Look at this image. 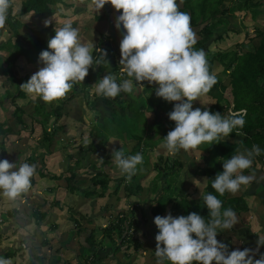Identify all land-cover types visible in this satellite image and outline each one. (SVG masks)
I'll return each instance as SVG.
<instances>
[{
	"label": "trees",
	"instance_id": "1",
	"mask_svg": "<svg viewBox=\"0 0 264 264\" xmlns=\"http://www.w3.org/2000/svg\"><path fill=\"white\" fill-rule=\"evenodd\" d=\"M261 2L262 1L260 0H183V3L181 4L180 0H177V3L180 5V11L190 14L191 27L197 34V43L193 46L194 49L204 50L210 74H214L217 77V83L212 87L210 92L206 94L210 98L208 101H210L211 104H204L198 108H201L202 111L207 109L213 113L218 112L225 118L229 117L231 112H239L241 109H245L246 116L243 129H234L229 136H235L237 133H243L245 135L243 142L247 147L257 144L264 148V24H258L259 20H264V18L259 19L261 11L258 7L263 5ZM19 4L20 7L17 8L18 11L15 14V3H11L5 27L2 28L9 33V37L5 42L0 43V50H8L5 57L0 55V76H4L9 81V84L12 87L14 86V90H6V97H8L11 103L14 104L13 116L16 119V124L14 126L8 125L5 121H0V160L7 159V154L9 153L5 145L4 138L13 134H18L20 129H26L28 131L29 138L32 137L34 144L44 141L47 148V145L50 147L52 144L54 132H61L60 130L62 127V133H64L68 138L69 132H67L66 127L62 122L63 115H67L66 112L62 111L64 110L62 108L63 103L66 100L74 98L76 92H82L85 97H88V92L91 90L92 84L97 83L105 74L113 75L118 84L122 83L123 80L132 79L134 88L139 86L134 78H130L126 75V73H122V66L119 64L121 58L118 61L115 59L116 56L120 55V41L123 38L124 29L121 26V29L117 30L114 24V33H112L113 39L100 33L101 37L92 53L94 63L91 71L93 72L87 75L83 82L75 83L71 91L67 93L69 96L58 100L59 102L56 105L47 103L49 106H45V104L35 101L32 111L30 113L26 112V109L23 106L18 105V102H20L19 100L21 99L28 100L29 102L31 99L26 97V92L20 87V85L26 83L30 79L31 75L28 73L29 69H26L23 74H18L16 71L18 68H23L25 64L31 66L36 63L39 59L41 51H51L48 49L47 42L50 38L54 37L55 30H52L53 21L48 27H45L43 22V25H40V27L37 28V31L34 32L36 35L33 39L22 40L20 39L21 31L26 27V22L22 21L19 16L21 17L22 15L32 13L35 16L41 17L45 14L52 13L53 10L55 11V8L58 5L70 4L67 3L66 0H20ZM239 10H245V14L249 13L251 20L255 24L253 25V31L258 37V43L256 46L247 49L244 44L241 43L238 44L235 49L211 51L209 48L210 42L223 40L225 38L224 35L228 32V30H237L236 27H230L229 24L236 21L234 19L235 12ZM112 12H115L118 15L122 13V10L117 11L112 7V9H110V14ZM59 15L61 17L65 16L61 12H59ZM95 18L98 21L108 18L111 20V16L104 13L96 15ZM45 31H49L46 38L37 35V33H43ZM256 36L254 38H257ZM80 39L83 41L85 38L81 36ZM85 40L88 41L87 38ZM112 40H114V45H117V48L112 46ZM251 40L252 39H249L248 42ZM98 48L107 51L109 65L101 64L100 66H96L95 60L100 57V53L97 51ZM217 67L221 68L220 72L217 70ZM224 76H227L226 80H224ZM143 83L144 87H142V90L137 93V95L133 93L134 91L132 93L122 92L115 98L100 95V97L96 96V98L90 102H87L89 100L85 98V101L90 109L96 108V102H103L102 104L108 105L112 109L119 110V112L115 114V110L112 112L109 110L110 117L106 114L105 115L107 117H105L103 116L104 114L96 108L95 110L97 111L95 113L94 123L96 122V124H99L98 128L100 129L101 135L95 137V131L94 133L90 132V142L84 147L82 145L78 147V154H83L82 158L85 159L88 158L90 154H94L101 160L100 166H97L94 162H89L88 164L89 167H92L95 170L89 178L90 185H87L88 187H82L80 184L74 183L76 171L78 168L82 167V159H78V155L76 157L74 153H72L73 151L68 154V161L70 165L67 164L68 167L65 171V173H68L69 175L65 176L60 174L59 176H50L52 179H60L64 176L63 179L65 180L67 193L72 194L76 192L85 197H89L91 195H104L108 182L111 180L109 173L104 170L106 167L105 165H109V158H111L110 152L106 150L109 138L125 137L127 139L136 140L138 143L130 152L125 151L123 148L125 156L135 155L137 153L144 155L145 148L143 149L141 147L142 143L144 144L143 146L146 144L144 136H147L149 142H151L147 144L150 149H152L156 142L164 140L167 133L174 129L175 122L169 121L168 119L167 121H164L161 118L162 116L159 117L161 120H154L152 125L146 124L145 112L147 109H149L154 115L160 111L168 114L172 111L174 103L176 102H167L162 98L157 97L155 94V88L158 87V85L148 84L147 81ZM227 88H230L231 90V101L224 96V92ZM117 106H119V108H117ZM125 109L127 110V114ZM228 109H230L229 114L226 112ZM26 117L31 119L32 125L35 121L48 122L49 118L53 117L54 125L51 128L42 126L43 128L41 130L36 128L38 132L34 133L35 128L27 125L28 122L26 121ZM103 118L108 119L109 122L103 121ZM115 118L116 126H113L111 122ZM138 122H142L140 127ZM167 124L168 126H165ZM18 125L19 128L15 129ZM160 132L161 135L159 139L155 140V137ZM68 139L69 140L66 141L67 148L70 141L72 142L70 138ZM216 145L219 146L216 149H219L221 155L225 154V160L230 159L233 155L237 154L235 148L236 145L234 144L220 142ZM198 148L201 149V145ZM49 152L51 151L48 149L47 153ZM9 155L12 159L13 154L10 153ZM25 159L26 161H29V159H31V155L27 158L25 157ZM160 162H163L162 166ZM223 162L219 164L218 161L213 158L212 160L210 159L208 163L209 167L206 166L205 173L209 187L207 188L209 189L207 193L217 196V192L211 187V183L217 173L223 171ZM16 163L18 168L22 163L21 158H19ZM182 166L183 163L178 159L171 158L169 160L168 157L162 156L159 157L158 162L154 165L157 171L160 170L162 172L160 174L158 173L159 177H162L163 175L166 177L168 172H173L174 170H177L175 175L178 176ZM46 176L47 174L45 172H38V177L45 178ZM135 176L136 175H134L131 179L132 183L135 182ZM125 179L126 178L124 177L117 179L118 185L115 186V194L117 193L120 183ZM57 187L58 186L54 185L49 187V193H52L51 190H54L52 194L55 196ZM124 188L127 197H130L133 194H138L140 191L139 185L133 186L132 184H129V186L125 185ZM0 193L2 194V191H0ZM24 195L25 193L17 197L15 200H9L7 197L2 195L3 199H7L0 203V210H2L3 207H6L7 210L10 211L9 214L14 217L17 214L14 204L17 203V205H20L24 200ZM217 198L222 201L223 210L226 208L244 210L246 208L242 198H227L226 193L222 196H217ZM59 201L60 199L57 198L52 202L54 203V206H57L59 205ZM52 202H50V204ZM169 205H171L170 209H168ZM131 212V217H127L124 213H121L117 215V218L114 221H109L105 227L90 231V233L84 237V243H82L83 245H80L83 250L81 251L77 262L74 264H102L101 262L107 257H110L114 264H131V262L123 263L117 256L118 252H122L124 257L129 258L132 255V252H134L131 248H133L136 252L142 246L138 241L137 236H134L138 225L137 219L135 218V210L132 209ZM150 212L154 217L157 215L163 216L165 212H171V214L177 212L183 216H187L191 212H197L201 216L205 217L206 222L210 218L208 216L209 211L202 198L195 199L190 197L185 188L179 187L166 178L164 179L163 191L157 197L156 203L151 207ZM30 214L31 215H27V217L29 219L32 218L31 220H33V224L35 226H40L41 223H44L46 217L48 216L46 213L40 212L38 207L33 209ZM69 221L75 224L80 222L79 219L74 217L73 213L69 216ZM55 227H58V225H54L53 228ZM72 228L73 224L69 227V229ZM11 229L14 230V228L9 227L7 232ZM130 230L134 232L131 234ZM36 231L39 232L40 228L37 227ZM98 232L102 235L99 242L96 241L94 236L95 233ZM47 240L48 239L41 241L44 247L47 246ZM20 241L23 242V239L21 238ZM96 242L99 243V245H95ZM20 245L17 248L13 246L8 249H4L0 253V257H14L17 252L22 251V247ZM104 247H108L109 251L101 256L98 249L100 248L101 250ZM93 248H96V250H93ZM128 250L131 251L128 252ZM47 258L44 255L33 254L29 256L25 263L46 264L45 261ZM59 260V256H53L50 260H48L49 262L47 264H58ZM67 264H72V262H68ZM163 264H170V261L164 260Z\"/></svg>",
	"mask_w": 264,
	"mask_h": 264
},
{
	"label": "clouds",
	"instance_id": "2",
	"mask_svg": "<svg viewBox=\"0 0 264 264\" xmlns=\"http://www.w3.org/2000/svg\"><path fill=\"white\" fill-rule=\"evenodd\" d=\"M92 3L97 12L106 4H111L117 11L122 10L115 23L117 30L121 26L124 29L119 61L122 73L134 78L141 88L145 81L158 85L155 88L157 97L176 102L168 113L175 127L164 137L163 146L169 154L194 150L205 143H220L234 129H243L245 109L231 112L227 118L207 109H193V102L210 92L217 77L210 74L204 50L194 49L197 34L191 27L190 14L180 11L177 0H92ZM10 7L11 0H0V29L5 27ZM51 22L45 20L44 26L48 27ZM47 46L51 51L43 50L39 54L43 66L20 87L44 102L52 103L64 98L75 83L85 80L89 68H93L92 53L96 46L81 42L79 30L71 22L55 28V35L48 40ZM97 51L100 57L95 60L96 66L109 65L107 51L100 48ZM133 91L132 79L118 84L111 74H105L96 83L97 94L104 97L115 98L122 92ZM229 91L231 94L230 88ZM260 153V147L253 145L251 150L227 159L211 187L222 196L225 192L235 194L242 185L250 184L255 176L243 172L251 168L254 156ZM111 157L129 182L137 174V166L143 163L141 153L125 156L122 148L113 149ZM35 174V165L23 163L17 168L16 162L0 160L2 195L15 200L28 192ZM202 199L209 211L207 222L197 212L177 217L169 212L154 218L159 229L155 236L158 264H163L164 260L170 264H264V254L255 258L264 239H258L255 250L244 248L230 252L225 243L217 240V230H231L238 223V217L231 208L221 212L222 201L216 195L207 193ZM3 221L0 217V222ZM0 264H12V261L0 257Z\"/></svg>",
	"mask_w": 264,
	"mask_h": 264
},
{
	"label": "rangeland",
	"instance_id": "3",
	"mask_svg": "<svg viewBox=\"0 0 264 264\" xmlns=\"http://www.w3.org/2000/svg\"><path fill=\"white\" fill-rule=\"evenodd\" d=\"M88 1H90L92 3V0H88ZM260 1H262L261 3H263V5L258 7V9L261 11V16L259 19H262V18H264V0H260ZM11 3H15V9H16L15 14H16L18 11L17 8L20 7L19 6L20 0H11ZM85 6L89 7L92 5L90 3H87ZM62 9H65V8H62ZM102 9H104V12H103L104 14L111 16V20H110V18L104 19L105 20V22H104L105 27L91 28L89 30V35L86 37H88L87 38L88 41L91 42L92 44H95V46H97V43L101 37L100 33L102 35L108 36L111 39H113L111 36L112 33H114L113 25L116 23V19L120 15V14L117 15L115 12H112L110 14V9H112L111 4H106ZM87 12H90V11H88L86 8L80 12V14L75 19V21H74L75 17L74 18L70 17L68 19V21L72 23V26L74 28H75L76 21L78 24L81 23L83 26L89 27L90 22H93L96 14H94L95 12L94 13L91 12V13L87 14ZM244 12H245V10L244 11L239 10V11L235 12V18L234 19L236 21L234 23L229 24V25H230V27L231 26L236 27L237 30L236 31L228 30V32L224 35L225 38L223 40L210 42L209 48L211 51L235 49L237 47V45L241 44V43H243L245 48H247V49H249L253 46H256V44L258 43V37L255 35V32L253 31V28H254L253 25H255V24L251 20L250 14L249 13L245 14ZM93 15H94V17H93ZM98 15H100V14H98ZM19 18L22 21L26 22V27L23 30L21 29L22 31H21L20 39H22V40L33 39V37L36 35V33H34V32L37 31V28L40 27V25H43V22H44L43 18L36 17L32 13H28L27 15H24L22 17L19 16ZM81 20H85L86 21L85 24L80 22ZM57 21H58V23H57ZM61 21H63L61 18L57 19L56 22L53 23V26L55 25L56 28L58 29ZM94 24H95V22H94ZM258 24L263 25L264 20H259ZM53 29L55 30V28H52V30ZM230 29H233V28H230ZM78 30H79V36L83 37V34L80 31V28H78ZM93 31H96V32L98 31V32L97 33L95 32V34H92ZM48 32L49 31H45L43 33H37V35H40V36L46 38L48 35ZM255 36L257 38H254ZM8 37H9V33L6 32L5 29H0V43L5 42ZM249 39H252V40L250 42H248ZM112 41H114V40H112ZM112 46L114 48H117L116 47L117 45L115 46L113 44V42H112ZM7 52H8V50H6V49L0 50V55L2 57H4L7 55ZM120 58H121V54L116 56L115 59H117L116 61H118ZM42 66H43V64L38 59L36 61V63H34L31 66L25 64L23 66V68H18L16 73L23 74L26 71V69H29L28 73L32 76ZM220 69H221L220 67H217V70L219 72H220ZM92 72L93 71H91V68H89V74H91ZM226 79H227V76H224V80H226ZM13 87L9 84V81L4 76L0 77V101H1V104H0V121H5L8 123V125H12V126H14L16 124V119L13 116L14 104H12L10 99L8 97H6V95H7L6 90L9 89L10 91H12V90H14ZM141 90H142V88L140 86H138V89H136V91H135V95H137V93H139ZM147 90H148V88H147ZM90 91L88 92V97L87 96L85 97V95L82 92H76L74 98L66 100L62 105V108L64 109L62 111L66 112V114H67V115H65L63 113L64 115L62 117V122L65 125L67 132H69L68 138H70L71 140L76 139L75 140L76 146L70 147V144H69V146L67 148V142L66 141L69 139L66 137V135L64 133H62L63 127L60 130L61 132H58V133H57V131L54 132V135H53L54 140L52 141L53 152H49V153H47V150L44 151L43 146H39L38 150L36 149L37 144H34V142L32 141V137L29 138V134H28V131L26 129H23V130L20 129L18 134H13V135L8 136L7 138H4L5 145L7 147L8 152H9L7 154V160L9 162L15 163L19 158H21V160L24 161L25 157H28L31 155L32 159L29 161L28 164L38 165L36 170L39 172H45L48 176H46L45 178H41V179L39 178L38 179L37 175L35 174L37 179L36 180L33 179L32 181L36 184V188H39V190L37 191V193H39V194H36V196H38V197L35 196L33 201L32 200L27 201L25 199H27L28 197L25 193L24 198H23L24 200L22 201L21 205H19V204L17 205V203L14 204V207L17 210V214L14 217H12L10 214H7V216H8V218H7L6 214L3 213V211L8 212L6 207L2 208L3 211L0 210V217L2 218V220H4L3 221L4 223L0 222V253L4 249H8V248L13 247V246L15 248H17L21 244L20 246L22 247V251L17 252V254L15 255L16 257L17 256L19 257L18 258L19 260H20V257L26 259L25 254L27 253L28 248L31 247L33 249L32 253L35 255H38V252L40 250L43 251L44 253L48 254L47 256H49V257L47 258L46 264L49 262L48 260H50L52 258V256L56 255L55 253H57V255L60 256L64 262L69 260L72 262V264H74L78 260V259H75V253L72 250H70L67 246H63L61 244L66 242V241H69V243H74L75 240L78 241V243H80V242L84 243V237H85L86 233L88 232V230L85 229V230L81 231L83 228H80L79 225H81L80 222H82L85 225L84 228L88 229L89 226L87 225V222L85 221L88 216H90V218L93 219V217L98 215L95 218V222H96V224H99L101 222L100 218H102L103 213L100 215L98 213L100 211V206L103 205L102 201L97 202V207H96L95 211L87 210L86 207H81L79 204H75L76 199L79 196L78 193L75 192V193H72L71 195H69L67 197L62 195L60 198H58V199H60L59 205L54 206V203L52 201L56 200L57 196H56V194H55V196H54V194H52L54 190H51L52 193H49V191H48L50 185H52V186L55 185V180H56V179H52L50 176H52V175L59 176L62 173L61 169L64 168V166L63 167L61 166L62 164L63 165H66V164L70 165V163L68 161L69 152L70 153L72 151L75 152L74 155L77 157L78 152H79L78 147H80V145H82L84 147L90 142V139H89L90 132L94 133V131H95V137H98L101 135L100 129L98 128L99 124L98 123L96 124V122L94 123L95 113L97 111L95 109L98 108L99 109L98 111H100L102 114H104L103 116H105V117H107V116L110 117V111L109 110H111V112L113 110H115V114H117L119 112V110L112 109L108 105L102 104L103 102H98V103L96 102V105H97V106L95 105L96 108L90 109L88 107L87 102L94 100L96 98V96L100 97V95L97 94V92H96V83L92 84V88ZM26 95H27L26 97L31 99V100L28 102V100L21 99V100H19L20 102H18V105L23 106L26 109L25 111L28 113H30L32 111V108L35 104V101H39V102L45 104V106H49V104L44 102L40 97L36 96L35 94H29L26 92ZM67 96H69V95L67 94L65 97H67ZM224 96L231 99V94H230L229 88H227V90L224 92ZM85 98L88 99L89 101L86 102ZM58 102L59 101L56 100V101H53L52 104L56 105ZM124 104H125V102H124ZM117 108H119V106H117ZM146 112L152 113L149 109H147ZM226 112H227V114H229L230 109H228V111L226 110ZM126 114H127V110H126ZM145 117H146V122L151 123V125L154 123V120L155 121L157 120L156 118H154L152 121L149 122L147 119V116H145ZM102 120L109 122L108 119L103 118ZM26 121L28 122L27 125L29 127L33 126V128H35L34 133L38 132L37 131L38 128H39V130H41L43 128L42 126L47 127V128H51L54 125L53 124V117L49 118L48 122L47 121H40V122L35 121L37 123L33 122L34 123L33 125H32V121L30 118L26 117ZM115 121H116V118L113 119L111 122L113 126H116ZM59 125H61V124H59ZM138 125L140 127L142 125V122H138ZM147 125H150V124H147ZM165 126H168V124ZM17 128H19V125L17 127H15V129H17ZM144 140L146 141L144 150L148 156V154L151 153L152 151H151V149L147 143H151V142H149V139L147 138V136H144ZM213 143H215V142H213ZM155 145H157V143H155ZM201 147L208 149V152L211 155V157H210L211 160L213 158H215L219 164L221 163V159H223V158H221L222 155H221V152L219 151V149L218 150L216 149L217 147H219L218 145H216V143L212 144V145L207 144V143L201 144ZM163 148H164V146H163ZM107 149L108 148L106 147V150ZM158 151L163 156L168 157L169 160L173 156L172 154H169L168 151H166V152H165V150H162V151L158 150ZM188 151L189 152L184 151V150H182V151L180 150L175 155H177L176 157L182 156V157L188 158L189 161L191 162V160L193 159V153L190 152L191 150H188ZM10 153L13 154L12 159L9 155ZM111 153H112V151L110 150V154ZM180 154H182V155H180ZM79 155L81 156L82 154L79 153ZM143 157H144V155H143ZM158 160L154 159L153 161H155V162H153V165L156 162H158ZM84 162L85 163L94 162L97 166L101 165V160L96 155H93V154L89 155V157L86 158V160ZM160 164H162V163H160ZM68 165H67V167H68ZM105 166L106 167L104 170H106L109 173V177L112 175L110 173H112L113 171L117 172V174H119L121 172V170L118 167H116L117 170H115V169H112L110 167H107V165H105ZM77 172H76V174L80 175V177H78V178L83 179V181H84L82 184H84V183L86 184L83 187H88L87 185H90V181L88 182V179L90 178L91 174L95 172V170L92 167H89L87 165L86 168L82 167V169L78 170ZM175 172L177 173V170H174L173 172L170 171L168 173L170 176L169 177L170 179H176V175H175L176 173ZM158 173L160 174L162 172L160 170H158ZM67 175H68V173L66 174V176ZM75 179H77V177H75ZM76 184H79V183H76ZM109 189H112V191H113L115 189V187L108 182V186H107L106 191ZM29 191L31 192L32 195L34 194V192H36L34 189H29ZM104 193H105V191H104ZM6 199L7 198L3 199V196L0 193V203ZM50 202H52V203L50 204ZM37 207L40 209V212H44L48 215L45 219V222L41 223L40 226H35L33 224V220H31L32 218L29 219L27 217V215H31L30 213L32 212V210L37 208ZM103 209L104 208H102V210ZM147 212L149 214V207H148ZM72 213H73L74 217H76L77 219L80 220V222L77 223L78 225L69 221V216L72 215ZM8 220L10 221L9 223H7ZM103 220L106 222L105 219H103ZM63 223H65L66 226L62 227L61 225ZM6 224H8L9 227L11 225V228H14V230L11 229L10 231L7 232L6 228H4ZM72 224H73V228L71 229L72 236H69L66 231L69 230V227ZM8 225L6 227H8ZM54 225H58V228L54 229L53 228ZM104 225H106V224H104ZM37 227L40 228L39 232L36 231ZM59 227H62V229L59 230ZM141 229L144 230V228H141ZM14 232H15V234H14ZM138 232H141V231L139 230ZM157 232H159L158 228H157ZM137 235H138V233H137ZM134 236H135V233H134ZM21 238L23 239V242L20 241ZM45 239H48L46 248L41 243V241L45 240ZM37 249H39V250H37ZM130 251L131 250H128V252H130ZM125 252H127V251H125ZM100 254H101V256H103L105 254V252L100 251ZM120 258H121V260H124V261L130 259V258L126 259V257H124L122 255L120 256ZM127 262H129V261H127ZM101 263L103 264V261ZM16 264H17V262H16ZM58 264H64V263L58 262ZM104 264H114V262L111 261L110 257H107L104 259Z\"/></svg>",
	"mask_w": 264,
	"mask_h": 264
},
{
	"label": "crops",
	"instance_id": "4",
	"mask_svg": "<svg viewBox=\"0 0 264 264\" xmlns=\"http://www.w3.org/2000/svg\"><path fill=\"white\" fill-rule=\"evenodd\" d=\"M66 2L69 3L70 5H60V6L58 5L59 7L57 6L55 8L56 9L55 11L53 10L52 13L45 14L44 16H41V18H43L44 21L45 20H51L53 22H56L57 19L61 18L63 21H61L59 24V28H60L66 22H69L68 19L70 17H73V18L75 17L74 18V21H75V19L78 17L80 12L86 8L88 11H90V12H87V14H89L91 12L92 13L95 12L94 14L98 15V14H102L104 12V9H101L100 12H97L95 10L93 3H91L88 0H66ZM87 3H90L93 7L92 6H89V7L85 6ZM62 8H65V9H62ZM59 12H61L65 16L61 17L59 15ZM25 15H27V14H25ZM22 16H24V15H22ZM36 17H38V16H36ZM93 17H94V15H93ZM80 22L85 24L86 21L81 20ZM94 22H95V24H94ZM104 22H105V20L98 21L94 18L93 22H90L89 27H86V26H83L81 23L78 24L76 21L75 28H77V29L80 28V31L82 32L83 37L86 39V38H88L86 36L89 35V30L91 28L105 27ZM57 23H58V21H57ZM53 28H56V26H53ZM95 32L96 31H93L92 34H95ZM85 39L82 42L92 44L91 42L86 41ZM113 44H115L114 41H113ZM0 77H2V76H0ZM136 89H138V86L135 88V90L133 92L134 94H135ZM227 99L229 101H231L232 96H231V99H229V98H227ZM208 100H210L208 95L201 96L199 98V100L193 102V109L198 108L199 106L204 105V104H211V102ZM200 103H202V104H200ZM145 116H147V119L149 122L152 121L154 118H156L157 120H161V118H162L164 121H167V119L169 121H171L168 117V114L166 112H161V111L158 112L156 115H154L153 113L145 112ZM159 117H161V118L159 119ZM147 124H151V123H147ZM160 135H161V132L155 137V140L159 139ZM52 139L54 140V137ZM244 139H245V135L243 133H237L235 136H228V137L222 139L220 142H228L230 144L236 145L235 146L236 152H237V154H239V153L246 152V150L252 149L253 145L247 147L243 142ZM75 140L76 139L72 140V142L70 141V147L76 146ZM137 143L138 142L136 140L127 139L125 137H122V138L111 137L108 141V144H107V148H108L107 150L110 152V150L112 151L113 149L119 150L120 148H122V149L124 148L125 151L130 152L133 149V147H135L137 145ZM156 143H157V145H154V147L151 149L152 152L149 153L148 156H147L146 152H144L143 163L141 165L137 166L138 171H137V174L135 176L136 178H135V182H134L137 184H134L131 181L129 182L126 178V174H123L122 172L117 174V172L113 171L112 173H110L112 175L110 176L111 180L109 181V183L112 184L114 187L116 185H118L117 179L122 178V177L126 178L124 181H122L120 183L116 194L114 193V190L112 191V189L107 190L103 196L91 195L89 197H85L83 195L78 194L79 196L75 202V204H79L81 207H86L87 210H93V211H95V209L97 207V202L102 201V203H103V205L100 206V211L98 213L99 215L103 213L102 218H100L101 222L99 224H96V222H95V218L98 215L93 217V219L90 218V216H88L86 218L85 221L87 222V225L89 226L88 229L84 228L85 227L84 223L80 222L81 225H79V227L83 228L82 231L85 229L88 230V232L86 233L85 236H87L90 233V231H92V230L101 229V228L105 227L106 225H104V224H107L109 221H114L117 218V215H119L121 213H125V215L127 217H131V214H132L131 210L132 209L135 210V218L137 219V225H138L137 231L135 232V236H137V239L141 243L142 246L136 252L133 248H131L132 247L131 246L130 248L134 252H132V255L129 257L130 259L125 260V261L122 260L123 262L129 261V262H131V264H158L159 258L156 257V255H155V248H156L155 236L158 234V232H157V227L154 223L155 217L151 214L150 209L153 205H155L157 197L163 191L165 178L168 180H171L172 183L178 185L179 187L185 188V190L188 192L189 196L193 197L195 199L202 198V196L204 194H206L207 191L209 190V189H207L209 187H208V183H207V176L205 173L206 166L209 167L208 163H209L210 157H211L210 153L208 152V149L201 147V149L197 148V149L191 150L190 152L193 153V159L191 160V162L189 161L188 158H185L182 156L176 157L177 155H173L172 159L176 158L179 161L181 160L183 163V166H182L181 170L179 171L178 176H176V179H170L169 178L170 176L168 174L169 172L167 173L166 177H164V175L162 177H159L158 171L154 167L155 164L153 165V162H155V161H153L154 159L158 160L159 157H161V156L166 157V156H163L162 154H160L158 150H160V151L165 150V152L167 151V149L165 147L163 148L165 140H159ZM143 145L144 144L142 143L141 147L144 149L145 146H143ZM254 145H257V144H254ZM36 146H37L36 147L37 150H38L39 146H43L44 151L49 149V151L53 152L52 144L50 147L48 145V148H47L44 141H41ZM219 146H220V144H219ZM258 146L260 148H262L261 145H258ZM187 152H189V151H187ZM73 153H75V152H73ZM82 155L80 156L78 154V157H79L78 159H82L81 160L82 167L86 168L87 165L89 164V162L85 163L84 161L86 160V158L85 159L82 158ZM90 155H92V154H90ZM180 155H182V154H180ZM221 158L224 159V160L221 159V162L226 161L225 160V158H226L225 154H223ZM31 159H32V157H31ZM31 159H29V161ZM109 160H110L109 165H107V167H110L112 169L117 170V168H116L117 165L115 164L113 159L109 158ZM29 161L28 162L22 161L21 164L29 163ZM33 165H35L36 168L38 166L36 164H33ZM161 165H163V162ZM61 166L62 167L64 166V168L61 169L62 170L61 175L63 174L66 176L67 173H65V171L67 168V164L66 165L62 164ZM82 167L78 168L77 171L82 169ZM38 172L39 171L36 170L37 177H38ZM243 174L244 175H250V174L254 175L255 179L248 185H242L240 190L235 194H232L229 192H225V193H226L227 198H236V197L242 198L246 208L244 210L233 209L235 211L237 217H238V223L236 225H234L231 230H225V229H218L217 230L218 231L217 240L225 243L228 246L229 252L232 250H236V249L243 250L244 248H250V249L255 250L257 248L258 239L259 238L264 239V148L261 149L260 155L254 156L251 168L244 170ZM37 177L34 175L32 180L33 179L36 180ZM75 177H77V179H74V183H79L80 186H82V187L84 185H86L85 183L82 184L84 182L83 179L78 178V177H80L79 174H76ZM158 177H159V179H158ZM163 177H164V179H163ZM39 178L40 177H38V179ZM32 182H31L32 186L30 189H34L36 192H34L33 195L31 194L30 191H28V193L26 192V195L28 198L25 200H27V201L28 200L33 201L36 194H39V193H37L39 188H36V184H33L34 182L33 183ZM88 182H89V179H88ZM129 184H132L133 186L139 185V187H140L139 193L133 194L130 197H127L124 186L125 185L129 186ZM51 186L52 185H50V187ZM54 186H58L57 190H56L57 198H60L62 195L65 197L71 195V193H67L65 180L63 178L56 179ZM217 196H221V195L219 193H217ZM36 197H38V196H36ZM148 207H149V214L147 212ZM102 208H104V209L102 210ZM170 208H171V205L168 206V209H170ZM223 211L224 210L222 207L221 212H223ZM3 213L7 215L10 213V211H8V212L3 211ZM167 214H168V212H165L163 214V216H166ZM172 215L174 217L181 216L177 212H174V214H172ZM7 218H8V216H7ZM103 219H105L106 222ZM9 222L10 221L8 220L7 223H9ZM7 225L8 224H6L4 227V228H6V230H8V228H9V225H8V227H6ZM61 226L62 227L66 226V224L63 223ZM10 227H11V225H10ZM62 227H59V230H61ZM57 228L58 227H55L54 229H57ZM141 228H144V230H142ZM139 230L141 232H138ZM66 232L69 236L70 235L72 236L71 229L67 230ZM137 233H138V235H137ZM99 235H100L99 232L95 233V235H94L97 242H99L101 237H102L101 235L100 236ZM97 242L95 245H99V243H97ZM81 244H82L81 242L78 243V241L75 240L74 243H69V241H66V242L62 243L61 245L67 246L70 250H72L75 253V259H78L81 251L83 250L82 247L80 246ZM37 250H39V249H37ZM93 250H96V248H93ZM98 250H99V252L101 251V252L107 253L109 251V248L104 247L103 249L100 250V248H99ZM32 251H33V249L31 247H29L27 250V253L25 254L26 259L20 257V260H19L18 256L5 258V259H10L12 261V264H16V262H17V264H24L25 261L28 259V257L31 254L33 255ZM38 254L44 255L46 258L49 257V256H47L48 255L47 253H44L41 250L38 252ZM55 254L56 255H54V256L58 257L57 253H55ZM260 254H264V245H261L259 247V253L256 255L255 258L259 259ZM121 255L124 256L122 254V252L121 253L119 252L117 254V256L119 258ZM126 259H127V257H126ZM46 262H47V259H46L45 263ZM58 262L59 263L62 262L64 264H67L68 262H71V261L68 260V261L64 262L63 259L60 257V260ZM103 264H104V260H103Z\"/></svg>",
	"mask_w": 264,
	"mask_h": 264
},
{
	"label": "built area",
	"instance_id": "5",
	"mask_svg": "<svg viewBox=\"0 0 264 264\" xmlns=\"http://www.w3.org/2000/svg\"><path fill=\"white\" fill-rule=\"evenodd\" d=\"M131 232V231H130ZM213 264H215V262H213Z\"/></svg>",
	"mask_w": 264,
	"mask_h": 264
}]
</instances>
